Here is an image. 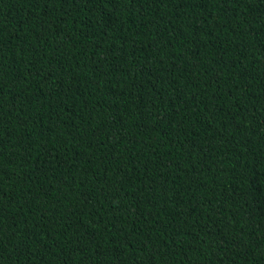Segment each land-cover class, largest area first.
Wrapping results in <instances>:
<instances>
[{"label": "trees", "instance_id": "trees-1", "mask_svg": "<svg viewBox=\"0 0 264 264\" xmlns=\"http://www.w3.org/2000/svg\"><path fill=\"white\" fill-rule=\"evenodd\" d=\"M0 264H264V0H0Z\"/></svg>", "mask_w": 264, "mask_h": 264}]
</instances>
